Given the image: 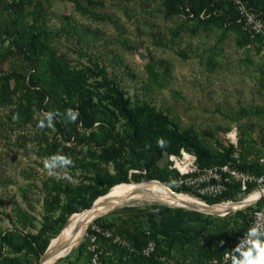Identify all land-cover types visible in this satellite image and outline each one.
I'll return each mask as SVG.
<instances>
[{
    "label": "rangeland",
    "instance_id": "rangeland-1",
    "mask_svg": "<svg viewBox=\"0 0 264 264\" xmlns=\"http://www.w3.org/2000/svg\"><path fill=\"white\" fill-rule=\"evenodd\" d=\"M79 2L86 14L79 11L71 0H32L31 11L37 10L41 14L40 21L46 29L43 36L54 58H60L69 70L74 71L94 65L103 67L108 77L125 92L133 107L145 103L169 115L182 129L191 127L209 148H215L216 141L226 147L233 145L230 142L233 133L237 141L233 145L234 155L239 160L243 153L251 160L264 151V54L259 51L258 44L242 47L233 33L221 36V29L214 25L197 28L195 22L187 21L184 16L165 18L159 0ZM203 15L204 12L201 17ZM193 29L197 32L193 33ZM29 70L32 69L27 62L16 53H0V77L13 71L26 75ZM22 89L10 97V104L0 101V229L16 228L23 234L37 235L45 218L50 216L48 209L52 205L56 207V195L59 193L58 204L63 205L67 193L71 194L80 184L87 185L88 181L83 177L93 175L95 171L91 163L98 161L92 160L89 153L101 155L112 143L110 140L102 144L91 141L89 146H81L73 139L65 142L55 126V121L63 125L68 121L64 115L55 117L52 127L40 129L35 121L42 113L63 114L58 110L61 105L59 96L51 111L29 110L30 118L19 117L12 103L17 101ZM62 98L66 97L62 95ZM76 123L82 135L77 120ZM98 131V123H95L86 136ZM205 132L212 133L213 137L204 135ZM49 143L60 145L50 153L47 151ZM245 147L249 148L246 153ZM61 154L73 161L72 166L57 169L68 178L49 177L43 167L45 158ZM166 155L159 162L160 166H166ZM97 167L98 171L114 173L112 161ZM128 173L139 171L129 169ZM137 183L131 181L116 186L157 187L173 194L158 180ZM185 208L189 207L136 200L95 219L102 217L104 221L107 217H118L117 220L124 225H114L116 230L135 246L143 242V230L158 239L178 233L195 236L198 238L195 247H187L188 255L192 256V250L195 252L207 245L213 248L212 243L220 244L236 228L231 218L235 212L222 217ZM86 211L71 215L70 222L62 227L60 234L51 231L43 239H48L49 243L56 240ZM59 212L57 209L52 217L55 219ZM95 219L87 225L77 245L51 264H71L76 260V249L85 242L88 226L94 224ZM130 219L134 221V228L139 230L128 235L123 227ZM225 219H229L227 223ZM212 232L220 235L214 242ZM137 238L139 241L135 243ZM174 253L182 257V253ZM27 258L30 264L39 262L32 255ZM184 258L187 260L190 256Z\"/></svg>",
    "mask_w": 264,
    "mask_h": 264
},
{
    "label": "trees",
    "instance_id": "trees-1",
    "mask_svg": "<svg viewBox=\"0 0 264 264\" xmlns=\"http://www.w3.org/2000/svg\"><path fill=\"white\" fill-rule=\"evenodd\" d=\"M71 1L79 11L87 13L81 8L79 0ZM159 1L165 18L184 16L187 21L197 24L194 27L206 28L214 25L221 29V36L225 37L233 33L239 46L258 44L259 51H262L261 39L251 38L250 34L242 29V24L237 23L238 16L230 0ZM244 1L264 19V0ZM31 4L32 0H0V53L4 52L6 55L16 53L32 69L26 75L16 71L2 75L0 101L10 104V97L23 88L22 94L20 93L17 101L12 104L19 117L30 118L29 110L37 109L39 113L43 109L51 111V106L58 103L57 96H59L61 105L58 110L63 114L67 109L78 111L77 121L83 130L81 135L77 130L76 121L66 120L64 125L55 121V126L65 142L68 143L73 139L77 145L89 146L91 141L102 144L110 140L112 144L105 148L101 155L89 153L92 160L98 159V161L91 163L95 171L93 175L83 177V180L88 181L87 185L80 184L71 191V194L67 193L63 205L58 204L60 201L58 193L54 199L56 207L52 205L48 209L50 216L45 218V223L37 235L23 234L16 228L6 231L0 229V264H30L31 261L27 258L29 255H32L37 262L40 254L44 253L49 245V240L43 239L45 234L51 231L59 234L71 215L89 209L97 198L107 194L118 184L158 180L176 193L185 192L192 195L185 189H173L172 180L177 174L169 170L167 165H159L164 154H178L180 149L188 150L196 155L200 167L223 165L232 160L234 155L233 145L226 147L216 141V147L209 148L191 127L182 129L169 115L156 111L148 104L133 107L130 99L125 97V92L108 77L103 67L94 65L82 71L69 70L60 58L56 59L49 53L50 47L47 46L46 38L43 36L46 29L40 21L41 14L37 10L31 11ZM203 12L205 16L201 17ZM196 32L197 29H193V33ZM46 81L54 89L50 88ZM62 95L66 98H62ZM40 118H37L35 123H39ZM19 122L23 123V121ZM95 123H98L99 131L90 132L86 136V132L93 129ZM204 135L213 137L210 132H205ZM160 140L164 141L163 145L158 143ZM59 145L49 143L47 151L52 153ZM248 149L245 147V153L249 151ZM261 155H264V151L255 159L248 160L243 153L238 169L263 174L264 168L257 164V158ZM110 161L114 163V173L97 170L99 164H107ZM129 169L138 170L139 173L129 175ZM237 198L235 193L228 192L220 198L202 200L208 205H215L228 199L237 201ZM57 209L60 212L54 219L51 214ZM251 210L252 208L248 207L232 215L236 228L232 234L224 237L222 244H214V239L220 235L218 232L215 235L212 232L213 248L209 245L199 247L195 252L191 251L193 256L188 255L187 247L194 248L198 238L178 233L172 237L156 238L153 255L132 256L130 261H123V251L111 245L109 241L100 239L98 245L104 251L102 260L107 264H162L158 258L168 256L184 264H207L211 260L220 259L224 252L235 244L237 237L249 225L248 215ZM229 219H225V222L227 223ZM94 224L105 226L102 217L95 219ZM90 227L88 226L87 234L90 232ZM88 245L89 240L86 238L85 242L77 247V258L71 264H88L89 256L86 253ZM174 251L182 253V257H177ZM188 256L190 258L186 260L184 257Z\"/></svg>",
    "mask_w": 264,
    "mask_h": 264
},
{
    "label": "built area",
    "instance_id": "built-area-1",
    "mask_svg": "<svg viewBox=\"0 0 264 264\" xmlns=\"http://www.w3.org/2000/svg\"><path fill=\"white\" fill-rule=\"evenodd\" d=\"M230 1L238 16L237 23L242 24V29L248 32L251 38L259 37L261 39V49L264 52V19L257 11L248 7L244 0ZM230 142L236 145V138H232ZM165 162L167 168L177 174L172 180L173 189L188 190L192 195L185 192L179 194L191 196L203 203H205L202 200L203 198L216 199L223 197L228 192L235 193L237 197L241 195L243 197L237 201L225 200L219 203L220 205L241 202L254 193L262 192L258 199L249 202L243 208H252L248 215L250 219L249 225L237 237L235 244L228 251L235 247L254 222L264 217V173L260 175L255 172L240 171L238 169L240 161L237 155H233L232 160L220 166L200 167L194 153L180 149L178 154H167ZM257 164L264 168V155L257 158ZM86 235L89 240V245L86 248V253L89 256L88 264H107L102 260L104 251L98 245V240L100 239L109 241L111 245L123 251V261H130L132 256L136 255L150 257L154 254L156 248L155 239L149 238L142 248L136 249L122 235L100 224H92L90 232ZM223 256L220 259L211 260L207 264H224ZM158 260L162 264H184L168 256L159 257Z\"/></svg>",
    "mask_w": 264,
    "mask_h": 264
},
{
    "label": "bare ground",
    "instance_id": "bare-ground-1",
    "mask_svg": "<svg viewBox=\"0 0 264 264\" xmlns=\"http://www.w3.org/2000/svg\"><path fill=\"white\" fill-rule=\"evenodd\" d=\"M230 136L235 139L233 133ZM262 195L261 193H254L250 195L247 199L238 203H228L224 205H209L193 199L185 194H170L165 190L159 189L157 187L151 188H141L137 185L126 186L120 185L115 186L109 190V192L96 199L94 207L87 209L85 214L76 222L72 223L71 226L65 230L60 237L51 242L52 247L59 248L60 246L69 243V247L66 251L62 252L60 255L47 259L40 264H51L55 259L64 257L67 255L75 245L82 239L85 234V229L87 225L96 217L109 213L114 210L116 207L136 200H149L155 201L160 204H166L174 207H189L194 208L199 211H203L208 214L215 215H224L229 213L237 208H242L247 205L249 202L258 199Z\"/></svg>",
    "mask_w": 264,
    "mask_h": 264
},
{
    "label": "clouds",
    "instance_id": "clouds-1",
    "mask_svg": "<svg viewBox=\"0 0 264 264\" xmlns=\"http://www.w3.org/2000/svg\"><path fill=\"white\" fill-rule=\"evenodd\" d=\"M61 115L66 116L70 122H75L79 117V112L67 109L64 114L59 112L42 113L38 127L40 129L52 127L55 117ZM158 143L163 145L164 141L160 140ZM72 165L73 161L70 157L53 155L45 158L43 167L49 177L66 179L68 177L58 172L57 169ZM223 260L224 264H264V217L253 223L232 250L224 252Z\"/></svg>",
    "mask_w": 264,
    "mask_h": 264
},
{
    "label": "water",
    "instance_id": "water-1",
    "mask_svg": "<svg viewBox=\"0 0 264 264\" xmlns=\"http://www.w3.org/2000/svg\"><path fill=\"white\" fill-rule=\"evenodd\" d=\"M151 181H152V180H151ZM153 181H154V180H153ZM147 182H150V181L138 182L137 184H144V183H147ZM158 182H159V181H158ZM135 183H136V182H135ZM159 183H160V182H159ZM165 188L169 189L168 187H165ZM169 190H171V189H169ZM171 193H176V192H174V191L171 190ZM95 201H96V200H95ZM95 201H94V203L92 204L91 207H94ZM205 204H206V203H205ZM206 205L209 206L208 204H206ZM245 206H246V205H245ZM245 206H243L242 208L234 209V210L231 211V212H236V211H238V210H241V209H243ZM91 207H90V208H91ZM185 209L192 210V211H196V212H198V213H202V214H206V215H210V214H208V213L201 212V211H198V210L193 209V208H185ZM86 210H87V209H86ZM86 210H83V211H86ZM231 212H229V213H231ZM227 214H228V213H227ZM227 214H225V215H227ZM213 215H215V214H213ZM225 215H222V217H224ZM218 216H219V215H218ZM70 218H71V216L69 217V219H68L67 222L65 223L64 227L70 222ZM64 227H63V228H64ZM63 228H62V229H63ZM61 231H62V230H61ZM59 234H60V233H59ZM69 247H71L69 243H66V244L62 245V246H60L59 248H57V247H52L51 243H49V245H48L47 249L45 250V252L40 256V259H39L38 264H40L41 262L46 261L47 259H52V258H54V257H56V256H58V255H60L62 252L66 251Z\"/></svg>",
    "mask_w": 264,
    "mask_h": 264
},
{
    "label": "crops",
    "instance_id": "crops-1",
    "mask_svg": "<svg viewBox=\"0 0 264 264\" xmlns=\"http://www.w3.org/2000/svg\"><path fill=\"white\" fill-rule=\"evenodd\" d=\"M118 218V217H117ZM117 218L116 219H114V218H110V217H107L105 220H104V222H105V224L107 225V227L108 228H110L111 230H113L114 232H116V233H118V231L116 230V228H115V226L114 225H119V226H123L124 224L123 223H121L120 222V220H117ZM133 219H130L127 223H128V225L127 226H125V227H123L124 229H125V234H128V235H130V234H132V233H134L136 230L138 231L139 229H137V228H134V226L132 225L133 224ZM120 223H121V225H120ZM131 231H133V232H131ZM144 235V237H143V242L141 241V242H139V244H136V246L135 245H132L131 244V242L128 240V239H126L125 237V239L134 247V248H136V249H140V248H142L145 244H146V242L148 241V239L149 238H154V239H156L152 234H150V232H148V231H144L143 230V232H142ZM119 234V233H118ZM121 235V234H120ZM138 241H139V238H137L136 239V242L135 243H138Z\"/></svg>",
    "mask_w": 264,
    "mask_h": 264
}]
</instances>
